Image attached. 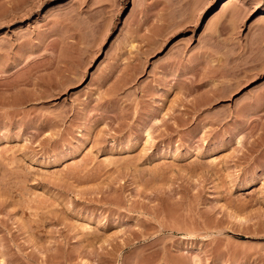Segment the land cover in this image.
<instances>
[{
	"label": "rangeland",
	"instance_id": "1",
	"mask_svg": "<svg viewBox=\"0 0 264 264\" xmlns=\"http://www.w3.org/2000/svg\"><path fill=\"white\" fill-rule=\"evenodd\" d=\"M0 264H264V0H0Z\"/></svg>",
	"mask_w": 264,
	"mask_h": 264
}]
</instances>
